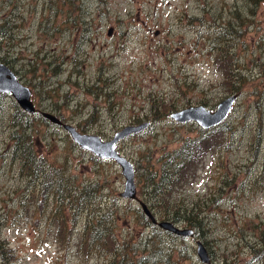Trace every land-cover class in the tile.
Masks as SVG:
<instances>
[{"label":"rangeland","instance_id":"obj_1","mask_svg":"<svg viewBox=\"0 0 264 264\" xmlns=\"http://www.w3.org/2000/svg\"><path fill=\"white\" fill-rule=\"evenodd\" d=\"M3 19L13 26L0 36V61L11 59L6 63L32 88L37 107L104 139L149 120L118 141L134 162L138 195L154 211L194 206L203 224L201 233L183 239L159 233L139 201L121 195L122 166L83 148L40 110L27 130L43 163L33 181L37 172L23 168L14 152L13 133L28 122L18 121L15 97L0 91V232L15 254L0 264H246L253 255L250 223L264 221V1L254 7L247 0H0ZM230 19L244 31L239 45L225 34ZM227 47L240 54L248 82L219 126L223 146L205 154L192 183L171 191V203L159 199L154 208L152 193L143 190L145 175L199 133L196 121H176L171 112L194 104L215 108L232 94L216 63ZM52 169L71 176V188L97 185L94 201L72 209L66 197L68 215L53 213L54 198L42 193L43 175ZM101 218V229L106 221L113 225L107 240L98 239L104 250L87 249L88 223ZM200 238L211 263L197 253Z\"/></svg>","mask_w":264,"mask_h":264},{"label":"trees","instance_id":"obj_2","mask_svg":"<svg viewBox=\"0 0 264 264\" xmlns=\"http://www.w3.org/2000/svg\"><path fill=\"white\" fill-rule=\"evenodd\" d=\"M247 1H249L251 5L253 4L254 7H258L261 4V2L264 0H247ZM252 13L253 15H255L254 11ZM194 18H199V17L194 16ZM238 18L241 20V23L239 22L240 23L239 25L243 26L245 19L242 18L240 14H238ZM4 19L0 24V36L4 34H8L11 29L10 27L13 26L10 23L9 19H6L5 21ZM228 21H229L228 22L229 26L228 28H226L227 31L225 34L227 36L232 35L233 41H235V43L239 45V43L244 39L243 38L244 31L242 27L240 28L231 19ZM242 45L246 47L247 44L245 43ZM216 57H217L216 63L227 75L226 77L227 81L232 84L230 86L231 88L230 92L231 93L241 92L246 82H248V76L242 70V68L246 66H244V63H242L243 65L240 63L239 60L240 54H238L237 51H233V50L230 51L229 47H227L220 49ZM5 60H6L5 62L11 61L10 58ZM261 64L263 65L261 67L264 70V62H262ZM234 75L237 76V79L235 80L229 79L231 76ZM173 106L174 105H172V107ZM21 110L22 111L21 114L19 115L18 121L19 122L25 121L28 123L26 125H24V123H21L19 125L20 127L16 129L13 133L14 141H15V146H14L15 158H18L20 159V161L23 162L22 164L23 168L25 167L31 169V174L33 172L35 173L37 172L33 180L36 181L39 180L41 177L39 168L43 163L40 162V158L38 157L34 149V141L31 138L30 133L29 132L27 133V130L30 131V127L32 126L31 118L34 117V114L36 113L28 112L23 108ZM24 118H26L27 120H25ZM20 119L22 120L20 121ZM46 119L49 120L48 118ZM221 124L211 126L208 128H205L200 124H197L199 129V133L197 134V136H195L192 139L185 140L184 143L179 148H177L173 153L170 152L169 154H167L164 157V160H162V165L160 169L155 170L152 168V170H150V172H148V174L145 175L147 179L148 188L146 187L143 190H148L149 193H152V207L154 208L157 207V201H159V199H161L163 202L171 203L170 200L172 199H170V196L176 193L171 191L176 190L179 192V190L184 188L188 184V182L192 183L193 181L192 179H194V176H196L197 171L200 168L199 163L202 162V160L205 157V154L211 151H217L221 149L224 143L221 138V136L224 134L222 131H218L219 126ZM231 131L234 132L233 128H231ZM47 171L49 172L47 174L45 172V174L43 175L44 181L42 180V182H44V188L42 189V193L45 194L46 198H51V197L54 198L55 207L53 209V213H55L56 215H59L58 214L59 212H62V214L64 213V202L67 199L69 200L68 205H70L72 209L75 207L80 208L81 204L84 202H88L90 200L94 201L96 196V191L98 190V186L95 185L94 183H88L84 186H79L78 184H75V187L71 188L67 182V178L69 179L71 178V176L65 175L64 173L65 171L58 169H52ZM72 176L76 177V174L72 173ZM194 205L200 206L201 202L194 201ZM191 209L192 211L186 208L184 212H181L179 208L173 209L166 206V207L158 208L156 211H154L153 209L152 210L156 213L157 216L159 214L160 216V218L158 216L159 219H170L174 222L183 219L186 222V226L192 227L193 229H195V231L201 233V226L203 224L202 222L203 217L201 216L202 214L200 213V210H197V208L194 206ZM186 211H189L192 215L190 213H187ZM71 214L73 215L75 221L76 216L74 212H72ZM63 215L66 216L68 214L64 213ZM101 220L105 221L104 218H101L96 221L93 220L92 225L91 224L89 225L88 223V230L90 231V233L92 231L91 234L92 237L91 240H84V242L82 243V245H84V247H86L87 249H90L92 246L96 245L101 250H104L102 241L103 239L107 240L105 238V235L108 233V231H110L108 226L111 228L113 225L112 222L109 223L108 221H106L107 222L106 228L101 229L100 228ZM65 221L66 218L64 219V222ZM155 225L159 233L165 230L169 234L180 236L182 239L185 237L176 234L172 231L166 230L157 224ZM250 227L253 229V233L251 236L254 238V240L249 239L248 243L251 247V252H253V255L251 256L250 259H248V262L246 264H254V261L255 264H264V221H258V222L252 221L250 223ZM93 230L95 231V236H93ZM63 232L64 229L62 233ZM98 239H102V241ZM109 239L112 240V238ZM203 242L206 245V242L205 241ZM5 247L10 250L9 253L7 252ZM0 257L8 262H11L15 259L14 250L10 245V242L7 241L1 235V232H0ZM167 262L168 264H173V263H169L170 260H168ZM176 264L179 263L176 262ZM223 264H229V263L226 261L223 262Z\"/></svg>","mask_w":264,"mask_h":264},{"label":"water","instance_id":"obj_3","mask_svg":"<svg viewBox=\"0 0 264 264\" xmlns=\"http://www.w3.org/2000/svg\"><path fill=\"white\" fill-rule=\"evenodd\" d=\"M0 91L11 93L20 106L26 111L35 112L38 110L32 98V88L24 84L19 79L14 69L3 61H0ZM237 96L238 93L227 96L219 102L216 108H210L205 104L184 106L174 110L171 116L181 122L194 120L204 127L214 126L221 123L229 115ZM40 112L49 120L62 124L73 139L83 148L89 149L99 157L115 159L122 166L125 175V185L124 190L121 191V195L138 199L142 205L143 211L154 224L179 235H194V229L192 227L181 226L170 219H159L147 202L139 198L135 180L134 162L118 149V141L122 137L146 128L150 124L149 120H145L138 124H127L123 128L117 130L113 137L104 139L98 133L80 131L75 124L63 121L50 111L40 110ZM197 253L202 261H211L209 249L202 240L197 241Z\"/></svg>","mask_w":264,"mask_h":264},{"label":"bare ground","instance_id":"obj_4","mask_svg":"<svg viewBox=\"0 0 264 264\" xmlns=\"http://www.w3.org/2000/svg\"><path fill=\"white\" fill-rule=\"evenodd\" d=\"M194 235H196V231H195V229H194Z\"/></svg>","mask_w":264,"mask_h":264}]
</instances>
